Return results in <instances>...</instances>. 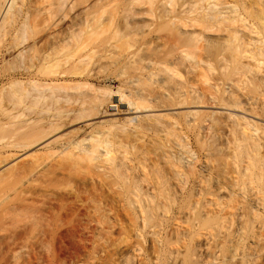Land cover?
<instances>
[{"label":"bare ground","instance_id":"6f19581e","mask_svg":"<svg viewBox=\"0 0 264 264\" xmlns=\"http://www.w3.org/2000/svg\"><path fill=\"white\" fill-rule=\"evenodd\" d=\"M127 39H136L139 44L135 41L134 45L136 43L137 48L127 55H119L122 53L120 52V57L117 56L113 48H117L120 42L126 45ZM97 63H100V72L107 68L103 69V66L112 67L104 81L121 78L129 89H114L109 84L98 88V78L96 72L93 73V65ZM186 71L191 76H184ZM248 79L252 87L246 86L249 81H245ZM202 83L204 87L201 86ZM140 84L144 87L136 89ZM221 84H227L231 88H222ZM115 93H119L118 103L112 101ZM62 101L78 104V107L70 109L68 106L64 109L63 106H58ZM100 102H111L112 109L119 108L121 103L128 104L136 112L149 109L155 111L156 106L163 109H198L214 103L221 109L230 110L229 114L225 112L226 116H223L230 121L221 120L223 114L221 118L211 117L214 114L207 118L211 120V129L214 131L224 124L230 126L227 128L232 136L230 142L245 153L243 169L235 170L237 166L234 165L235 168L232 169L235 171L229 172L230 168L228 170L226 166L232 167L236 161L233 159V164L229 165L232 161L227 163L230 158L227 155L225 159L228 165L225 163L224 166L226 171L219 169L214 176L216 158L213 156L218 152L220 154L223 151L220 149L224 147L220 148L214 141L205 146L208 149L206 164L209 172L193 181L192 188L186 189L192 171L181 170L175 164L162 167L156 165L152 173L145 175V181H142L167 200L170 195L168 191L183 194L186 190V194L191 197L183 210L188 209V213L192 212L195 216V239L190 245L182 244L185 248L182 252L177 250L176 254L173 249L169 250L171 256L174 255V264H251L253 255L254 258L255 254L264 256V187L259 183L264 176V124L261 127L258 122L243 115L252 112L257 113L256 117L262 115L264 118V0H0V166L17 156L18 151L25 152L52 142L50 139L60 130L64 123L62 120L78 111L79 107L76 115L79 120L99 114L95 112ZM235 112L242 114H233ZM184 113L188 117H198L201 124L205 120L201 114L205 112L201 110L192 109ZM210 113L220 116L218 111ZM2 115L6 117L3 118ZM193 116L195 122L197 119ZM188 117L186 122L190 124L188 126H192ZM146 119L165 120L172 127L180 126L181 121L169 114H149L146 117L134 115L129 122L137 123L135 126L142 128L138 122ZM201 124H197V127ZM207 131L205 134L210 135ZM228 136H225L226 139ZM197 139H200L199 136ZM228 139L226 145L230 143ZM85 140L87 139H81L77 144L82 146ZM178 141L176 143L181 149L187 150L184 149L186 142L183 143L180 139ZM198 142L202 144L200 140ZM107 143L104 147L108 149ZM93 145L92 148L97 146ZM229 146L223 149L231 153L234 145ZM82 149L84 151L83 146ZM88 150L87 155H92L93 150ZM99 151L97 152L101 156L103 153V156L111 157V150H105V154L104 151ZM164 151L166 150H162L160 157H166ZM191 153L194 156L195 153ZM179 154V162L188 166L186 168H195L193 162L196 159L193 161L194 158L190 155L188 158V153L184 157L185 152ZM236 155L238 154H234L235 157ZM36 156L30 154L29 167L16 169L14 173L12 171L13 177L19 180L37 171L40 161ZM223 158L219 155L216 165L221 164L220 161L224 164ZM230 159L232 160V156ZM236 159L238 162V157ZM169 162L170 159L167 160ZM11 174L10 178L7 176L9 179ZM142 185L141 180L136 179L134 185H131L130 193L133 196L129 198L134 197L133 200L130 199L132 204L135 203L146 213V219L153 220L154 211L157 207L159 210L162 201L155 203L154 200L155 204H146L141 199L138 200L144 191H150ZM3 188L5 186L0 184V192ZM134 194L138 196L137 199ZM155 195L153 197L157 198ZM172 199L174 202V195ZM165 203L168 204V201L162 204L165 206ZM163 207L160 209L165 208ZM187 217L189 219L188 215ZM161 226L160 224V228Z\"/></svg>","mask_w":264,"mask_h":264},{"label":"rangeland","instance_id":"374dc122","mask_svg":"<svg viewBox=\"0 0 264 264\" xmlns=\"http://www.w3.org/2000/svg\"><path fill=\"white\" fill-rule=\"evenodd\" d=\"M129 40L128 43L125 40V43H127L126 45H122L123 43L120 42L121 45H119L120 43L118 44V49L113 48L114 52H117V56H123V53L127 55L129 52L137 48L138 45L136 46V43L139 44L138 41L136 39H134V41H132V39L131 41ZM135 41L137 42L134 45ZM130 43H132L133 46H131ZM98 50L101 51L100 48H98ZM120 52L122 53L119 54ZM99 66L100 63H97L95 66L93 65L95 70L93 73L96 72L95 75H97L96 78H98L96 79L98 80V82H96L98 88L109 84L113 86L114 89L120 87L125 90L129 89L124 83H122L121 78L111 81H108L107 79L104 81L106 75L111 71L112 67H110V65L103 66V69L106 67L108 69H102L104 72H100ZM215 73H218V71ZM183 74L184 76H191V73H187V71ZM246 82H248L246 84L247 87L253 86L249 84V79L245 81V83ZM227 84L228 86H231L229 83ZM227 84H221V87L231 88L228 87ZM201 86H203V83ZM208 86L209 85L206 87ZM142 87H144V85L140 84L136 86V89ZM118 97L119 93L113 94L112 101H115L116 103H118V101L120 102V98ZM154 101L156 100L154 99ZM64 103L65 101H62L58 106H63L64 109L68 106L70 109L78 107V104L75 103L71 104L67 102L65 103L67 105ZM110 103L111 102H105L104 104L101 102L98 103L95 113L99 114L91 118L81 120L76 118V115L79 113V107L78 111L72 112L70 117H65L62 120L64 122V125L62 124L63 127L61 126L59 128L60 130H57L58 132L56 131V133L53 134L51 137L52 139H50L52 142H47L49 145H38L37 147L25 152L18 151L16 152L17 154L19 153L17 156L12 158V160L10 159V161L2 167L0 166V175H3L0 179L2 180L4 178L0 181V184L5 186V188H3L4 190L0 192V264H128L131 262V264H138V262L141 264H159L161 262V264H174V255L171 256L170 251L173 249L176 254L178 251L182 252L183 249L185 250L183 245H190L195 239L196 230L193 228L196 223L195 216L192 212L191 214L190 212L188 213V209L183 210V206L186 201L191 197L188 196L186 194V190H184L183 194L182 192L172 193V191H168L170 192V195L167 193V196L169 195L170 198L168 197V200L167 198H161L163 195H160L156 191H153L150 187L146 186L148 184L143 182L145 181L143 180L145 178L144 176L148 173H152L156 165L162 167L166 164H169V166L170 164H175L181 170L189 169V171H192L189 176V179L192 182L188 179L189 184L187 183L186 186V189L188 190L190 187L192 188L194 183L193 181H196L203 174H207L209 172L208 164H206V155L208 154L206 150L208 149H206L205 146L213 144L214 141L217 142L219 147L224 146L223 148L230 147L229 144L234 145V147L231 146L233 149L229 148V150L231 149L236 151V153H233L234 151H230L231 153H228L226 149V151H224V149L220 147V150L223 151L220 152V154H218L219 152L217 151L218 153L213 156L214 159L216 158L215 162L213 161L214 167H216L214 176H216V171L219 169L226 171L224 166L226 163L225 157L227 155V158H231L232 156V160L229 158V162L227 159L228 164L232 161L229 165L233 164V159L236 161L232 167L226 166L228 167V170L230 168L229 172L232 173L235 170L239 171L244 168L243 164L245 162L243 160L245 159V153L242 152L240 148H237L235 143L231 141L233 143L232 144L230 142V138H232V136H230V130L227 129L230 126L228 127L227 124H224V127L222 126L218 130L214 131L211 129L212 127L210 123L212 122L208 119L209 115L211 116L214 114L211 117L214 116V118H221V114H223V118V116H226V113L229 114L231 112L230 110L224 108L221 109L218 104L214 103L213 105H209L210 107L207 105L204 107L202 106L201 108L199 107L198 109L192 107L191 109L188 107L185 109H178L177 107L163 109L160 106H156L155 111L149 109L144 111L139 110L136 112L133 110V106L122 103L119 108L112 109L110 108ZM244 105L248 106L246 103H244ZM192 109L205 112L201 113L205 118L202 124L199 122L198 117L196 118L192 115L193 118L197 119L196 121L194 120L196 122L195 124L192 116L188 117L185 115L184 112ZM213 111H218L220 116L215 115L217 113H210ZM206 113L208 115H206ZM149 114H164V116L169 114L170 116H174L178 119L180 118V126H169L165 120L153 121L146 119L145 121L142 120V122L136 121L139 124L141 123L140 125L142 128H139L135 126L137 123L129 122V119L134 115L146 117V115L148 116ZM233 114L241 115L242 113L235 112ZM243 115H246L247 118L258 122L261 127L264 124V118L262 115L256 117L257 113L252 114V112H250V114L243 113ZM5 117L6 116H3V118ZM186 117L189 118L188 120H191L190 123L192 126H188L190 124L186 122ZM222 118L221 120L230 121ZM197 124H201L200 127H197ZM208 125H210V130L209 127H206ZM204 128L208 129L209 132L206 129L204 130ZM262 129H264V127H262ZM262 129L260 131H262ZM199 130L200 134H198ZM206 131L210 133V135L205 134ZM227 132L230 133L228 134ZM213 134L214 138L218 137L217 140L219 141L212 137ZM217 134L219 135L217 136ZM220 134L222 135L220 136ZM197 135L199 136V140L202 144H199L200 142H198L199 140L197 139ZM200 135L204 136L201 138ZM206 135L209 137H205ZM224 135L230 136L227 137L230 142L228 145H226L228 141H226L227 139ZM223 136L224 138L222 139ZM84 138L87 140L82 142V146L84 148L83 151L82 146H79L81 144L78 145L77 143H80V140ZM92 139L94 140V145H97L99 141L101 142L99 143L101 145L104 143L102 145L103 147L99 144L94 146L91 142ZM179 139L181 142L183 141V143L186 142V145H184L186 147L189 146L190 148L185 147L184 149H190V152L181 149V146L176 143L179 142ZM107 141L109 143V145H107L108 149L107 147H104ZM87 144H89V146ZM92 145L94 146L93 148ZM217 145H215L216 148L218 147ZM200 146H204L205 148L203 149L201 147V149ZM97 147H100V149L98 148V150H100L99 152L102 153L104 151V154L105 150H111V157L106 155L103 156V153L101 156V154L97 152ZM79 148L82 150L80 151ZM88 149H94L92 155L95 157L87 155ZM164 149L166 150L164 151L166 157L163 158L162 156L160 157V154ZM95 152L98 154H95ZM191 152H193V154L195 153L194 156ZM69 153L71 155L73 154L71 160V155ZM173 153H175L174 155L176 157L173 156ZM179 153H183L184 157H187L186 154L188 153V158L190 155L194 158L193 161L196 159L193 162L195 168H186L188 166L185 167L182 162H179L177 159V155H180ZM30 154H36V157H38L40 161H37L39 164L37 165V171L35 170L33 174H30L25 178L19 180L16 179L13 177L11 172H16V169L22 170L23 167L24 169L28 168V161H30L31 158ZM81 154L85 157L81 156ZM229 154L232 155L230 156ZM234 154H238L236 155L238 157V162L237 159L235 160L237 157H235ZM219 155L224 157V164L219 160L221 164L217 162L219 164L216 165V161H218L217 157ZM66 158H68V160ZM197 158H199V160ZM169 159L170 162L167 163V160ZM72 161L73 163H71ZM227 163L226 165H228ZM234 165L237 166V168H235ZM232 168H235V170ZM199 172H202V174ZM10 174L12 175L11 179H9ZM125 175L127 177H125ZM7 176H9V178ZM5 178L9 180H6ZM136 179L141 180L143 184L142 186L145 187L144 189H150V191L147 192L148 194L144 191V194H142L138 200L141 199L142 202L144 201L146 204L151 202L156 203L161 200L162 202L160 201V208L164 206V202L168 201V204L165 203L164 206L165 208L168 207L166 208L167 210L164 207V209L159 208L158 210V207L155 209L153 214L154 216L152 217L153 220L146 219V213L142 212L134 201V204H132L131 200H133L134 197L129 198L131 195L133 196V193L130 192ZM259 183L263 188L264 176ZM175 193L177 194L175 195ZM154 194H156L155 196L157 198L153 197ZM173 195L174 199L176 198L174 200L175 203L172 199ZM177 195H181L180 198L179 196L177 197ZM134 196L137 199L138 196L136 194H134ZM143 196H145V199ZM151 197L153 198L151 199ZM169 203L172 204V206H170ZM134 205L136 206L134 207ZM161 211L166 212L162 213ZM185 211L187 212L185 213ZM166 213H168L169 216H167ZM142 214L144 216H142ZM163 215L164 218H162ZM187 215L189 216V219ZM144 217L145 219H143ZM160 224L162 225L161 228ZM169 228L172 229L170 230ZM157 236L160 240L159 238H157L158 240L156 239ZM171 240H173L172 243ZM176 243H179V245ZM153 246H156L157 248H154ZM160 247L162 249H160ZM179 247L181 249H179ZM111 252H113V254ZM158 254H160L159 257ZM260 256L261 255L259 254H255L256 258H254L253 255L252 257L254 260H252L253 258L251 257V264H264V258H262L264 256ZM108 259L111 261L109 262Z\"/></svg>","mask_w":264,"mask_h":264}]
</instances>
